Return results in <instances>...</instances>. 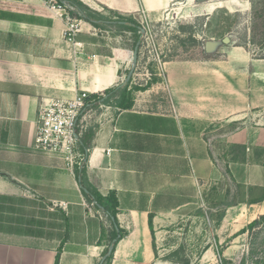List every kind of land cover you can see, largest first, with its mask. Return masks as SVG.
<instances>
[{"label":"crops","instance_id":"obj_1","mask_svg":"<svg viewBox=\"0 0 264 264\" xmlns=\"http://www.w3.org/2000/svg\"><path fill=\"white\" fill-rule=\"evenodd\" d=\"M78 1L114 21L143 8L142 0ZM115 27L83 20L72 43L64 18L42 0H0V210L9 222L0 229V264H54L57 255L58 264H100L117 227L126 234L111 264H154L149 215L156 245L165 222L191 218L185 210L205 207L208 188L225 181L218 234L232 238L264 215V125L247 120L264 109V68L238 48L225 60L167 62V100L134 92L131 108L121 109L116 92L81 114L84 180L103 196L115 192L118 226L90 208L77 166L71 171L59 155L34 147L42 104L125 83L127 53L110 45L121 40ZM229 147L242 158L224 159Z\"/></svg>","mask_w":264,"mask_h":264},{"label":"rangeland","instance_id":"obj_2","mask_svg":"<svg viewBox=\"0 0 264 264\" xmlns=\"http://www.w3.org/2000/svg\"><path fill=\"white\" fill-rule=\"evenodd\" d=\"M142 2L143 8L134 19L141 28L136 64L132 63V55L138 34L116 26L115 34H119L121 40L112 39L110 44L116 47L115 50L123 47L127 53L128 61L122 71L127 76L132 69L129 83L132 98L135 92L148 93V98L152 93L167 100L164 67L169 61L225 60L228 52L238 48L256 61V70L264 68V62L258 61L264 60V0ZM106 17L112 19L113 15ZM126 18L133 19L131 16ZM101 25L100 28L106 29L110 24L104 22ZM158 83L159 91L150 92L152 84ZM247 120L264 125V109L253 110ZM234 127L237 125L231 124L227 128ZM224 129L220 130L223 132ZM221 153L224 159L227 156L242 158V151L237 147L222 148ZM225 183L228 182L208 188L205 207L192 205L185 210L191 218L165 222L167 232L156 244L154 264H264V222L233 238L217 233V220L228 202ZM239 195L240 191L235 190L234 200L239 199ZM7 216V211L1 209L0 229L7 228Z\"/></svg>","mask_w":264,"mask_h":264},{"label":"built area","instance_id":"obj_3","mask_svg":"<svg viewBox=\"0 0 264 264\" xmlns=\"http://www.w3.org/2000/svg\"><path fill=\"white\" fill-rule=\"evenodd\" d=\"M42 2L50 10L61 14L65 21L63 37L73 43L77 33L81 31L83 20L71 16L66 6L60 4L58 0H42ZM88 96L86 92H80L70 99H50L40 106L38 112L34 147L59 155L71 171L76 169V166L81 167L84 162L83 154L77 149L76 130ZM110 152L111 150H107V155Z\"/></svg>","mask_w":264,"mask_h":264},{"label":"trees","instance_id":"obj_4","mask_svg":"<svg viewBox=\"0 0 264 264\" xmlns=\"http://www.w3.org/2000/svg\"><path fill=\"white\" fill-rule=\"evenodd\" d=\"M58 2L66 6V9L71 16L87 21L96 28H99L100 26H102L101 25L102 23L107 22L108 24H114L115 26L126 29L127 31L132 32L135 35L138 34L136 41H135V45L141 37V33H140L141 28L138 26L136 21L132 18L117 17V19L114 21L112 19H106L105 17L100 15L99 12L91 10L89 7H87L86 5H84L82 2L78 0H58ZM130 81H131L130 79L128 81H125V83L119 88H113V89L105 91V93L101 96H88L86 99V106L84 110L82 111V113L85 112L91 105L95 106L100 102L102 103L108 102V100L112 96H114L116 92L120 94L119 108L121 109L131 108L133 104V98H132V89H129ZM78 141L81 143L82 149L87 148V145L83 140L78 138ZM76 172H77L78 178L80 179V187H81L82 193L85 196L86 200L90 204H92L96 210L102 211L104 214H106L110 219L113 220L112 223L118 226L117 220H116L118 200H117L115 192H110L107 195L103 196L97 190L93 189L88 184H86L84 180V164H82L81 167H78ZM263 198H264V194L260 198V200H262ZM152 218L153 217L150 214L148 218V223H149V227L152 233L153 250L155 254L156 245H155V239H154V234H153ZM221 219H222V214L217 220V223H216L217 226L220 224ZM262 222H264V215L250 222L245 228L241 229L233 237L250 232V230L257 228L258 225ZM125 234L126 233L122 231L119 227H117V229L115 228L113 229L110 242L103 252L101 264H111V261L113 258L114 247L116 243ZM109 248H111V253L108 255L107 253H108ZM58 258L59 257L57 255L54 264H58Z\"/></svg>","mask_w":264,"mask_h":264},{"label":"water","instance_id":"obj_5","mask_svg":"<svg viewBox=\"0 0 264 264\" xmlns=\"http://www.w3.org/2000/svg\"><path fill=\"white\" fill-rule=\"evenodd\" d=\"M138 46H139V43H137V45L135 46L134 51H133V55H132V63H133V64H136V62H137V57H138ZM131 75H132V69L129 71V73H128V75H127V78H126V81H128V80L130 79ZM85 192H86V190H85ZM110 253H111V248H109L107 254L109 255ZM100 264H101V263H100Z\"/></svg>","mask_w":264,"mask_h":264}]
</instances>
